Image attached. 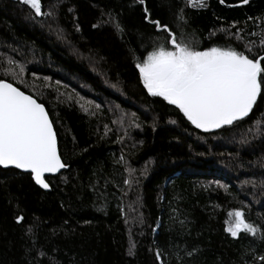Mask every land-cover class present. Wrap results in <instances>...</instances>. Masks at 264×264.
<instances>
[{
  "label": "trees",
  "instance_id": "1",
  "mask_svg": "<svg viewBox=\"0 0 264 264\" xmlns=\"http://www.w3.org/2000/svg\"><path fill=\"white\" fill-rule=\"evenodd\" d=\"M54 3L52 19L0 0V60L25 69L6 74L5 62L0 79L45 105L68 165L46 178L49 191L0 167V264H260V233L226 228L243 210L264 232V91L248 117L204 132L150 96L135 64L164 35L149 19L194 33L200 50H242L221 29L256 33L247 39L258 44L264 0H42V11Z\"/></svg>",
  "mask_w": 264,
  "mask_h": 264
},
{
  "label": "snow or ice",
  "instance_id": "2",
  "mask_svg": "<svg viewBox=\"0 0 264 264\" xmlns=\"http://www.w3.org/2000/svg\"><path fill=\"white\" fill-rule=\"evenodd\" d=\"M144 2L139 0L140 4ZM242 2L247 4L248 0ZM22 3L30 7L34 16L55 19L58 3H54L47 11H42V0H22ZM188 3L194 7L205 6L204 0H188ZM144 11L147 13V8ZM148 22L164 33L153 41V48L147 52L146 57H138L135 64L140 81L150 96L161 98L168 105L174 106L191 125L204 132L232 126L249 116L257 98L264 91V31L260 33L257 44L256 40L247 39V35L256 36V33L242 35V29L236 32L221 29L224 38L242 44V50L234 44L200 50L194 33L181 32L177 35L159 20L149 19ZM76 28L79 31L78 25ZM57 34L64 38L62 30ZM256 47L260 53L253 51ZM5 62L6 74L23 75L25 69L19 62L7 58L6 61L0 60V66ZM80 107L86 113L95 114L83 104ZM99 107L96 105V108ZM126 115L119 118L121 128H124ZM171 123L175 124L176 121ZM128 127L139 128L140 125L133 118L128 121ZM124 131L127 132V128ZM257 131L261 129L257 128ZM120 159L122 161L123 156ZM0 166H11L30 173L35 183L43 189L50 187L45 180L46 174L59 173L68 167L61 158L57 132L45 105L4 79H0ZM127 170L130 175L134 171ZM248 182L255 187L254 181ZM123 183L131 186L133 181L125 179ZM229 216L231 221L226 231L231 237L239 239L241 233L256 237L259 232V238L264 239V232L247 221L243 210H234ZM23 219L21 215L17 217V222ZM187 254L191 256L192 252ZM156 256L160 257L159 251ZM256 259L264 264V254ZM160 264H164V261L160 260Z\"/></svg>",
  "mask_w": 264,
  "mask_h": 264
},
{
  "label": "water",
  "instance_id": "3",
  "mask_svg": "<svg viewBox=\"0 0 264 264\" xmlns=\"http://www.w3.org/2000/svg\"><path fill=\"white\" fill-rule=\"evenodd\" d=\"M26 94V93H25ZM46 108V107H45ZM47 110V109H46ZM49 118L51 119V117H50V115H49ZM54 126V125H53ZM55 129V128H54ZM56 131V130H55ZM57 143H58V137H57ZM58 149H59V143H58ZM0 167H2L3 169H15L14 167H8V168H4L3 166H0ZM67 168H65V169H62L59 173H55V174H46L45 175V180H46V178H48V177H53V176H57V175H59L61 172H63L64 170H66ZM16 170H18V171H20V172H22V173H26V174H30V173H28V172H24L23 170H19V169H16ZM33 179V178H32ZM33 181H34V179H33ZM35 182V181H34ZM46 182H47V180H46ZM48 183V182H47ZM36 184V183H35ZM37 185V184H36ZM38 187H40L39 185H37ZM41 189H43L42 187H40ZM43 190H45V191H49L50 190V187L48 188V189H43Z\"/></svg>",
  "mask_w": 264,
  "mask_h": 264
},
{
  "label": "rangeland",
  "instance_id": "4",
  "mask_svg": "<svg viewBox=\"0 0 264 264\" xmlns=\"http://www.w3.org/2000/svg\"><path fill=\"white\" fill-rule=\"evenodd\" d=\"M230 221H231V217L229 216V218H228V225H229Z\"/></svg>",
  "mask_w": 264,
  "mask_h": 264
}]
</instances>
